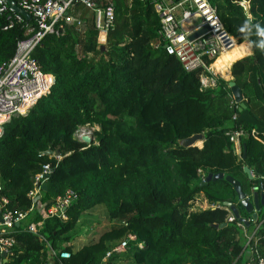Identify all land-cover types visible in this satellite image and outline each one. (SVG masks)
I'll use <instances>...</instances> for the list:
<instances>
[{
    "label": "trees",
    "instance_id": "16d2710c",
    "mask_svg": "<svg viewBox=\"0 0 264 264\" xmlns=\"http://www.w3.org/2000/svg\"><path fill=\"white\" fill-rule=\"evenodd\" d=\"M211 1L226 30L252 48L251 55L230 66L245 104L241 111L228 81L217 76L215 86L202 88L199 69L185 71L175 55L162 45L154 47L160 40L159 18L148 0H98L102 6L112 3L115 10L103 50L93 12L80 3L75 5L89 11L81 26H67L59 36L46 34L34 48L38 68L53 82L24 115L3 125L1 193L12 210H28L31 178L45 163L50 165L42 191L46 206L68 188L76 192V201L64 210L65 220L44 218V212L27 218L36 226L42 220L39 233L53 249L69 252L62 264H117L123 253L133 264H241L246 237L237 221H227L225 202L249 221L247 233L257 227L264 258V195L254 221L231 184L223 178L200 186L197 170L232 176L250 198L254 189L264 193V51L257 47L264 39L257 34L258 26L264 28V0H250V19L234 0ZM80 7L84 17L87 12ZM11 20L12 11L0 14V66L29 35L27 26L34 25L24 18L4 28ZM217 64L221 67L225 60ZM82 126L98 128L90 143L75 137ZM237 129L247 133L239 139L244 158L242 149L240 155L234 153L226 135ZM194 133L203 134L201 147L179 145ZM199 194L208 208L193 209ZM98 206L109 221L120 223L74 248L68 234L83 213ZM129 234L136 239L126 251L103 260ZM14 237L15 248L6 261L0 255V264L46 262L44 241L22 228Z\"/></svg>",
    "mask_w": 264,
    "mask_h": 264
},
{
    "label": "built area",
    "instance_id": "2783aa9c",
    "mask_svg": "<svg viewBox=\"0 0 264 264\" xmlns=\"http://www.w3.org/2000/svg\"><path fill=\"white\" fill-rule=\"evenodd\" d=\"M10 0H0V14L12 11L15 20H11L4 28L11 27L14 21L22 22L24 17L15 13L9 5ZM243 9L250 19V0H234ZM153 6L159 18V42L154 45L162 48L169 54L177 57L185 71L199 69L200 85L202 88H212L217 81V74L211 70V59H216L220 54L235 49L239 44L222 25L217 13L216 4L211 0H148ZM16 3V2H15ZM76 3L83 4L93 12V22L97 30V42L105 43L108 30L112 27L115 19V10L112 3L107 2L102 6L98 0H18L16 5L30 14L34 25H28L27 37L20 39L16 45L15 54L6 63L0 66V135L3 133V125L11 118L24 115L34 105L38 98L45 94L53 82V76L43 74L36 60L32 56L34 48L40 43L46 34L62 35L67 26L79 27L82 20L73 16L69 10ZM206 27V31L195 38L189 36ZM50 76L48 81L45 77ZM233 99V98H232ZM235 116H233L234 118ZM250 134L257 138V132L251 130ZM229 141L233 145L234 153L241 154L240 137L247 135L242 129L226 132ZM258 139V138H257ZM57 160L58 154H52ZM203 180L205 174L197 169ZM50 173V165L43 164L41 170L31 178V188L27 193L30 207L26 211L12 210L9 208V200L4 196L0 181V255L6 253L3 261L16 246L15 233L19 228L36 235L39 240L44 241L47 259L44 264H62L63 259L69 258L70 254L65 250H55L50 243L39 233L42 220L36 226L27 222L29 213H45L44 218L57 216L65 220L64 210L77 199L73 189H66L64 193L55 197L54 201L46 206L42 200V185ZM264 178V174L262 175ZM210 206V205H209ZM214 207V205H211ZM227 221H237L227 207ZM244 231L246 237L247 254L242 264H264V258L260 255L257 241V227L247 233L245 225L237 221ZM135 235L129 234L119 244L108 250L103 258L106 260L114 253L125 252L129 242L135 241Z\"/></svg>",
    "mask_w": 264,
    "mask_h": 264
},
{
    "label": "water",
    "instance_id": "95a60500",
    "mask_svg": "<svg viewBox=\"0 0 264 264\" xmlns=\"http://www.w3.org/2000/svg\"><path fill=\"white\" fill-rule=\"evenodd\" d=\"M9 5L12 8V10L25 17L26 20L30 19V14L26 13L23 9H21L19 6L16 5V3L13 0L9 1ZM206 27L192 33L189 38H195L198 35L204 33L206 31ZM104 46L100 45V49L103 50ZM228 86L230 88V93L234 99V102H238L239 103V110H241L242 108L245 107V104L243 102V97L241 96V91L239 89V87L237 85H235V83L233 81H229L228 82ZM203 140V134L202 133H194L192 135H190L187 138L181 139L179 141V145L184 147V148H189L190 146H197V142H199L200 144L202 143ZM83 142H88L90 143L92 141V138L87 137V136H82V140ZM50 151H46V154H50ZM55 154H58V151H55ZM246 154V150H245V146H242V158L245 157ZM244 172L246 173L247 177L249 179H253V175L251 170L247 167V166H243ZM46 178L49 177V174L45 175ZM225 179L229 184L232 185L234 192L237 195V199L241 202V204L243 205V207L245 208V210L250 214V217L252 218V220L256 221L257 220V213L260 211V206L263 204V195L264 193L260 192V194H258L256 191L253 192L252 197L250 198L246 193H244V191L242 190L240 181L235 180L232 176L230 175H225L223 172H215L213 173H208L205 175V177L203 178V180L200 181V186L209 183L210 181H214L217 179ZM47 186L44 183L42 185V190H46ZM226 206H228L232 216L234 218H236V220L238 222H241L243 225L248 226L249 225V221L247 219H245L244 217L239 216L237 209L235 208V206L231 203L225 202L224 203ZM222 225H225V223H223ZM6 256L5 252H2V257L4 258Z\"/></svg>",
    "mask_w": 264,
    "mask_h": 264
},
{
    "label": "rangeland",
    "instance_id": "374dc122",
    "mask_svg": "<svg viewBox=\"0 0 264 264\" xmlns=\"http://www.w3.org/2000/svg\"><path fill=\"white\" fill-rule=\"evenodd\" d=\"M225 62H228L227 58H222ZM97 127L82 126L75 132V137L82 140V136H87L93 139V131L97 130ZM88 143V142H86ZM197 145H201L199 142ZM209 204L204 199L203 194H199L194 202L193 209H206ZM119 221H109L106 217L103 207H95L82 214L76 227L68 234L72 237L71 246L77 248L84 244L85 242L96 239L100 233L105 229L109 228L113 224H118ZM120 223V222H119ZM117 264H133L130 257L123 253L119 259H117Z\"/></svg>",
    "mask_w": 264,
    "mask_h": 264
},
{
    "label": "crops",
    "instance_id": "0c3cea01",
    "mask_svg": "<svg viewBox=\"0 0 264 264\" xmlns=\"http://www.w3.org/2000/svg\"><path fill=\"white\" fill-rule=\"evenodd\" d=\"M79 7L80 6H76V5H73L71 8H70V10H69V12L73 15V16H75V17H79L81 20H85L86 19V16H88V13H89V11L88 10H86V9H84V8H82V7H80V8H82L84 11H86L87 13L85 14V16L84 17H80L81 16V12L79 13ZM84 11H82V14L84 13ZM25 18V17H24ZM28 27V26H27ZM248 45H250V43L248 42V41H242L241 43H239L238 45H236L235 46V49H233V50H230V51H228V52H233V51H236L237 49H242V48H246L247 49V51L248 52H250V54H248V55H251L252 54V48H251V45H250V47H248ZM227 55V52H224V53H222V54H220L216 59H214V61L213 62H211V70H213V72H215L216 74H217V76H220V77H222L224 80H226V81H232V77H231V73H230V66H231V64L233 63V62H235V60H233L229 65H228V68L226 69V71H225V73L226 74H223V73H221L220 72V70L219 69H221V68H223L225 65H223V66H221V67H218V64H217V62L220 60V59H222V57L224 58L225 56ZM248 55H243L242 57H245V56H248ZM242 57H240V58H242ZM239 59V58H238ZM46 77H50V76H46ZM51 78V77H50ZM231 97H232V95H230ZM242 96V95H241ZM233 98V97H232ZM234 100V99H233ZM238 108H239V105H238ZM242 109H244V108H242ZM241 109V110H242ZM239 110V109H238ZM241 110H239V111H241ZM198 146V145H197ZM199 147H201L200 145H199ZM205 177V176H204ZM202 180V179H201ZM254 191H256V189H254L253 191H252V195H253V192ZM257 192V191H256ZM258 193V192H257ZM259 194V193H258ZM205 199V198H204ZM209 206H207V208H208ZM228 207V206H227ZM246 254H247V250H245L244 252H243V258H242V262H241V264L244 262V260H245V257H246Z\"/></svg>",
    "mask_w": 264,
    "mask_h": 264
},
{
    "label": "clouds",
    "instance_id": "9594fccd",
    "mask_svg": "<svg viewBox=\"0 0 264 264\" xmlns=\"http://www.w3.org/2000/svg\"><path fill=\"white\" fill-rule=\"evenodd\" d=\"M260 37L264 38V28H261L258 26V33H257ZM248 47H250V45H248ZM257 47L264 51V39H261L260 43L257 45ZM250 54V52L247 51L246 48H242V49H237L232 57H230L231 59H238L240 57H242L243 55H248Z\"/></svg>",
    "mask_w": 264,
    "mask_h": 264
},
{
    "label": "bare ground",
    "instance_id": "6f19581e",
    "mask_svg": "<svg viewBox=\"0 0 264 264\" xmlns=\"http://www.w3.org/2000/svg\"><path fill=\"white\" fill-rule=\"evenodd\" d=\"M235 51H231V52H227V55L224 57V58H227L228 59V62H225V66L223 67V68H221V69H219L220 70V72L221 73H223V74H226L225 73V71H226V69L228 68V65L233 61V60H235V59H231L230 57H232V55H233V53H234ZM223 58V57H222ZM198 143V142H197ZM197 145V144H196Z\"/></svg>",
    "mask_w": 264,
    "mask_h": 264
}]
</instances>
